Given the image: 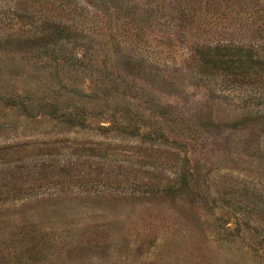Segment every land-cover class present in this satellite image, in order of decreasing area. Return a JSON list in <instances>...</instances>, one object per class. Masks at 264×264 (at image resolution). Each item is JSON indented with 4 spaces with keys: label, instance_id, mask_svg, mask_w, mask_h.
<instances>
[{
    "label": "rangeland",
    "instance_id": "rangeland-1",
    "mask_svg": "<svg viewBox=\"0 0 264 264\" xmlns=\"http://www.w3.org/2000/svg\"><path fill=\"white\" fill-rule=\"evenodd\" d=\"M38 1L0 22V264H264V66L223 81L194 53L264 60V0L182 26L177 0ZM48 14L73 44L44 46Z\"/></svg>",
    "mask_w": 264,
    "mask_h": 264
},
{
    "label": "trees",
    "instance_id": "trees-1",
    "mask_svg": "<svg viewBox=\"0 0 264 264\" xmlns=\"http://www.w3.org/2000/svg\"><path fill=\"white\" fill-rule=\"evenodd\" d=\"M58 1L60 0H45L42 6L52 5V2L54 4H57ZM222 1L224 0H177L176 3H174V7L178 9L179 12V16L177 15V17L179 18L180 26H182L183 22L186 21L184 19L188 12L194 17L201 10V5H208L211 2L216 3L217 5H221ZM27 2L37 4L39 1H2V3L0 4L1 24L10 27L18 26L16 24L21 22H29V20L34 17V13L28 7H26ZM87 4L97 5L99 14L103 15V17H107L109 15H118L120 13V9L122 8L119 5L125 4L123 6L126 8L128 7L126 3L122 2L120 4L119 0H87ZM198 4L199 7H197ZM41 9L44 8L40 7L37 10L39 11ZM55 12H57L55 8L49 10V13L51 14ZM51 14L50 16L49 14L39 16L40 19H44L43 29L49 30L51 33V37L49 38V40H45L46 42H44V46H46L47 44H53L55 41H58L59 47L57 49L59 50L62 41H65L66 44H73L74 39L70 35V31L67 27L60 24V14L54 16ZM63 49L64 47H62V51ZM66 51L68 52L67 49ZM253 51L254 50L252 47L240 46L239 44L232 43L229 40L223 39L221 41H209L207 44L202 43V45L200 46L197 45L194 50V53H196L195 55L198 58L197 61L200 67L205 71H209L211 73L212 78H219L223 81L226 78L237 81H243L258 77L263 70L262 67L264 66V60L259 59ZM61 117L66 118L67 122H75L78 119L80 121L81 115L77 112H67L62 113Z\"/></svg>",
    "mask_w": 264,
    "mask_h": 264
}]
</instances>
